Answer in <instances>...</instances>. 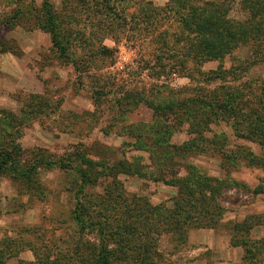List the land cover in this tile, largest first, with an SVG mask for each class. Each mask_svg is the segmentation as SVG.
<instances>
[{
    "label": "rangeland",
    "instance_id": "374dc122",
    "mask_svg": "<svg viewBox=\"0 0 264 264\" xmlns=\"http://www.w3.org/2000/svg\"><path fill=\"white\" fill-rule=\"evenodd\" d=\"M149 2L164 7L168 0H110L113 17L100 33V42L111 53L78 61L76 71L72 63L58 59L47 27H40L39 13L45 0H0V146L13 143L20 150L11 164L23 166L33 156L30 151L36 149L46 150L49 158L55 159L81 151L88 159L109 166L125 157L147 158L148 155L132 148L133 141L125 135L130 127L154 123L153 111L145 102L158 106L188 98L198 84L178 72L174 76L171 63L157 62L155 45L139 35L145 25L131 17ZM233 2L236 5L232 18L245 19L239 11L241 0ZM66 3L70 1L51 0L61 15L75 13L79 20L86 19L89 12L82 6L71 5L65 14ZM93 31L90 28L89 32ZM250 57L251 49L246 47L222 64L227 70L245 67L241 69L244 79L264 81V62L247 66ZM219 65L208 63L204 70H216ZM31 110L36 114H29ZM187 130L185 126L174 134L172 143L187 142ZM211 130L208 136L224 134L226 148L235 152L245 150L249 154L245 161L234 164L207 155L193 157L185 164L195 166L203 175L221 181L230 178L251 190L264 183V169L251 162L264 155L262 148L237 139L229 125L213 126ZM68 159L82 166L77 158ZM37 173L32 188L13 176L12 171L0 174L3 264H50L48 255L53 261V253L82 239L81 230L71 219L75 191L70 190L77 179L46 167ZM105 180L102 178L100 183L108 186L110 181ZM119 180L129 196L145 198L152 206L167 204L171 208L178 195L175 188L162 183L125 175ZM221 193L219 201L227 212L214 229L192 230L183 245L181 238H162L160 248L167 264H250L244 258L245 249L251 247L255 248L257 260L264 261V247H256V242H264V195H252L236 186L223 188ZM245 221L250 231L235 232L236 241L248 243V247H241L234 244L231 230L235 223ZM90 239L97 242L94 235Z\"/></svg>",
    "mask_w": 264,
    "mask_h": 264
},
{
    "label": "trees",
    "instance_id": "16d2710c",
    "mask_svg": "<svg viewBox=\"0 0 264 264\" xmlns=\"http://www.w3.org/2000/svg\"><path fill=\"white\" fill-rule=\"evenodd\" d=\"M69 1L65 14L71 5L82 6L89 12L86 19L79 20L75 13L61 15L51 0H45L39 13L43 23L40 27H47L58 59L72 63L79 71L78 61L111 53L101 44L100 33L107 22L111 23L113 8L108 4L110 0H99V4L97 0ZM233 1L168 0L164 7L149 2L131 17L145 25L139 35L155 45L157 62L171 63L174 76L178 72L198 83L188 98L158 106L145 102L153 111L154 123L130 127L125 135L133 141L132 148L147 158L125 157L109 166L88 159L81 151L68 155L79 160V167L67 157L49 158L46 150L36 149L17 168L11 162L17 151L20 154L19 148L13 143L0 146V174L12 171L29 188L36 185L35 177L43 167L77 179L70 190L75 191L71 219L81 230L82 239L76 246L72 238L69 248L52 254L53 261L48 255L50 264H167L160 248L162 238L178 237L183 245L192 230L214 229L227 212L219 201L223 188L236 186L252 195H264V183L251 190L230 178L221 181L203 175L195 166L185 164L198 156H219L234 164L248 157L243 149L235 152L226 148L224 134L208 136L213 126L222 124L229 125L237 139L257 143L264 153V81L244 79L241 69L245 67L227 70L222 64L246 47L251 49L247 66L264 62V0H241L242 20L232 18L236 5ZM90 28L94 33L89 32ZM212 62H219V67L205 71L204 66ZM29 114L36 112L31 110ZM185 126L190 139L182 145L172 143L174 134ZM251 162L264 169V155ZM184 170L186 174H182ZM123 175L175 188L178 195L173 207L152 206L145 198L129 196L119 180ZM102 178L110 181L108 186L100 183ZM246 222L235 223L231 230L235 245L248 247L247 242L235 240L236 231H250ZM256 247L263 248L264 242H256ZM245 251L244 262L264 264L255 257V248ZM2 255L0 252V264Z\"/></svg>",
    "mask_w": 264,
    "mask_h": 264
}]
</instances>
